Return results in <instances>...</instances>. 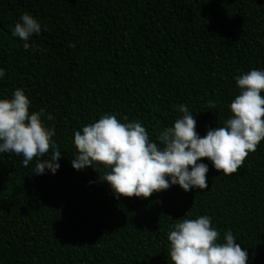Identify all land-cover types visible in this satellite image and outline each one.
Instances as JSON below:
<instances>
[{
    "label": "trees",
    "instance_id": "trees-1",
    "mask_svg": "<svg viewBox=\"0 0 264 264\" xmlns=\"http://www.w3.org/2000/svg\"><path fill=\"white\" fill-rule=\"evenodd\" d=\"M22 13L41 24L27 50L11 34ZM0 68V99L22 89L61 152L43 176L36 157L25 167L0 153V264H172L170 226L201 215L247 249L246 264H264V139L232 174L201 158L204 190L147 198H114L104 165L70 163L74 131L105 114L141 123L156 143L181 104L200 136L222 126L234 77L264 70V0H0Z\"/></svg>",
    "mask_w": 264,
    "mask_h": 264
},
{
    "label": "clouds",
    "instance_id": "clouds-1",
    "mask_svg": "<svg viewBox=\"0 0 264 264\" xmlns=\"http://www.w3.org/2000/svg\"><path fill=\"white\" fill-rule=\"evenodd\" d=\"M40 32L41 24L28 13H22L11 28L12 36L24 41L26 50L29 38ZM4 76L0 68V79ZM234 80L239 93L228 105L231 115L222 126L208 128L204 136L195 131L194 115L184 104L178 106L182 115L157 136L159 143L149 140L141 123H121L115 115L105 114L74 131L77 154L70 160L71 167L82 171L86 167L96 170L94 162L104 165L108 171L99 180L108 185L114 198H147L173 185L185 192L204 190L209 169L201 158H207L220 173L232 174L264 139V70L251 69ZM29 105L20 88L14 89L11 98L0 99V153L22 156L25 167L36 157L35 176L55 174L61 152L50 143L54 130L42 123L44 109L30 113ZM49 149L50 157L40 159ZM210 220L207 215L175 220L167 232L172 264H246L247 249L235 243L230 231L221 240Z\"/></svg>",
    "mask_w": 264,
    "mask_h": 264
}]
</instances>
